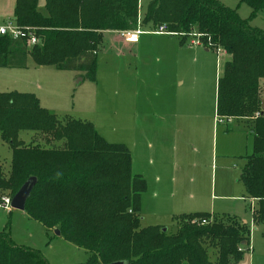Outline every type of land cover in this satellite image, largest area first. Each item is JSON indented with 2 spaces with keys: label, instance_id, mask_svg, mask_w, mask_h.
<instances>
[{
  "label": "trees",
  "instance_id": "16d2710c",
  "mask_svg": "<svg viewBox=\"0 0 264 264\" xmlns=\"http://www.w3.org/2000/svg\"><path fill=\"white\" fill-rule=\"evenodd\" d=\"M138 1L44 0L40 8L39 0H16L15 23L37 43L0 35V67L24 68L30 57L37 66L79 71L94 82L104 31L133 30L139 21L154 29L164 25L183 38L198 33L204 47H220L228 56L216 80L217 118H252V152L242 156L238 180L244 197L256 201L253 225L264 224V29L249 23L264 13V0H239L250 8L246 18L220 0H149L140 20ZM21 130L32 131L33 138L25 143ZM0 139L11 151L6 172L0 164V196H12L34 177L23 211L90 251L75 264H237L251 250L250 228L234 214L181 213L173 233L161 225L141 226L146 182L132 172L127 147L106 141L90 121L57 117L34 93L0 91ZM0 264L49 263L40 250L15 243L2 229Z\"/></svg>",
  "mask_w": 264,
  "mask_h": 264
},
{
  "label": "rangeland",
  "instance_id": "374dc122",
  "mask_svg": "<svg viewBox=\"0 0 264 264\" xmlns=\"http://www.w3.org/2000/svg\"><path fill=\"white\" fill-rule=\"evenodd\" d=\"M148 1H138L139 15H143ZM220 1L236 8L242 18L250 15V8L239 0ZM43 3L44 0H39L40 8H43ZM249 23L264 29V13L259 12ZM137 28L150 32L155 30L140 25L139 21L135 26ZM118 31H115L116 35L114 33L115 38ZM102 37L96 52L94 82L83 79L79 71L59 70L53 66L33 69V61L29 57L27 68L0 67V91L31 92L38 97L40 105L59 118L70 116L90 121L106 141L127 147L134 163L133 171H136L137 164L145 173H152L159 166L167 168L171 164L168 161L173 150L184 149L189 164L182 184L184 194L181 201H196L194 190L198 187L202 192L199 198L203 203L201 206L209 207L211 204L208 211L218 215L234 214L244 219L250 228L252 252L250 255L246 253L237 264H264V224L253 225L250 209H255L256 201L240 197L243 188L238 180L243 165L242 156L252 152L253 136L249 131L252 118L218 120L216 115V80L223 62L228 58L227 54L215 48L205 51L204 41L200 39L201 44H192L189 34L184 39L172 35L165 37L170 41L156 37L139 53L137 48L123 47L111 43L106 35ZM179 39L184 40L182 46L189 49L187 57L180 55L184 61L167 67L149 60L150 52H167L169 48H174V41L178 45ZM133 90L137 91V96ZM18 136L26 143L34 133L21 130ZM10 155L8 144L0 139V163L5 172L9 168ZM149 159L151 164L147 162ZM193 162L195 167L191 165ZM190 178L200 181L197 184L198 180L192 182ZM160 198L165 208L176 201L175 196L167 193ZM150 212L141 219V226L161 223L168 233L175 231L174 217L178 212H168L163 216L150 215ZM211 220L212 216L207 218L208 222ZM2 229L10 233L15 243L43 252L49 264L82 263L90 256L89 250L67 241L60 234L56 235V228L44 227L25 211L6 210L0 206ZM210 254L213 259L214 251L210 250Z\"/></svg>",
  "mask_w": 264,
  "mask_h": 264
},
{
  "label": "crops",
  "instance_id": "0c3cea01",
  "mask_svg": "<svg viewBox=\"0 0 264 264\" xmlns=\"http://www.w3.org/2000/svg\"><path fill=\"white\" fill-rule=\"evenodd\" d=\"M15 1L16 0H0V22L7 19V18H13V10H14ZM140 16L141 15L138 16V20H139ZM114 33H115V31H104L103 36L106 35V38L109 41H111V43L115 42L118 45H121V46L127 47V48H131V49L137 48V53H139L140 50H143L147 43H150L152 40H155L156 37L163 38L162 40H165V41H170L171 39H169V38L165 39V37H168V35L180 36V35L175 34V33H154L153 31L150 32V31L144 30L142 33L139 34L137 42H124L123 40L119 39L117 36L115 38L116 33H115V35H114ZM159 41H161V40H159ZM183 41L184 40L179 39L178 45L174 41L173 42L175 45L174 48L173 47L169 48L167 50V52H166V50L159 51L156 53L150 52L149 56H148L149 60H154L158 63V65H159V63H161L163 66H167V67H171V65L173 66V64L177 65L178 62L180 63V61H184V58H183V60L180 59V57H181L180 55H183V57H185V55H186V57H187V54L189 51V49L187 47L182 46V44H184ZM204 50L207 51L208 49L204 48ZM194 51H197V50L195 49ZM26 62H27V60H26ZM32 65H34L33 69L35 67H39V69H41V67H44V66H37L34 63H32ZM27 67H29V66L26 64V66L24 68H27ZM178 82L181 83V80H178ZM133 94L135 96H137L138 93L136 90H133ZM218 120H221V118ZM239 123H240V120H239ZM133 124H134V126H133L134 129L137 128L136 123H135V119H134ZM138 128H140V127H138ZM241 129L244 130V127H241ZM143 139H144V136H143ZM148 146L150 147V143H148ZM175 147L176 146L173 145L172 148L175 149ZM246 155H248V154H246ZM139 157L142 158V155H140ZM188 159L189 158L187 156V152L182 148H177L176 150H173V154L171 156V159H169V161H168V163L171 162V164L169 166H167V168L165 166H159V167L155 168L154 172H152V173H145V171H143V169H141L139 164L136 165V171H133L134 163H133V161H131V165L133 164L131 167L132 172L141 175L145 179V182H146V188L141 194V215H142L141 219H143L145 217V215L148 211H151L150 215H159L160 214L161 216L165 215L168 212L172 213L174 211L178 212V214L195 212V211H205V212H209L210 214H215L214 212L207 210V208L211 207V204L209 205V207L201 206L203 203H201L199 201L200 200L199 198H201L202 192H201L200 188H198V187L194 190L196 197H197L196 201H194V202H186V201L182 202L181 201V198H183L182 193L184 194V192L182 191V189H183L182 184H183V182H185L184 177H185L186 172L188 170L187 169V166L189 164ZM138 162H141V161H138ZM147 162L149 164H151L150 159ZM191 165L193 167H195L194 162L191 163ZM189 180L192 182H194L195 180H198L197 184L200 181L199 179H196V178H193V179L190 178ZM166 193L168 195L170 194V196L176 197V201L174 203H172L169 206V208L164 207V201L162 200V198H160V196H165ZM191 196L192 195L189 194L190 198H192ZM213 196L215 197L216 195H213ZM240 197L244 198L246 200L248 199V200L254 201L253 199L244 197V190H243L242 194L240 195ZM145 203L147 204V210L146 211H145ZM148 203H150V206ZM186 208H189V209H186ZM183 210H188V212H184ZM18 211H21V210H18ZM21 212H24V211H21ZM179 212H181V213H179ZM241 220L243 222H245L244 219H241ZM155 222H161V221H155ZM155 225H161V223H155ZM23 245H25V244H23ZM251 252H252V247H251V250L249 251V253H247V254L250 255ZM42 254H43V252H42ZM44 257L47 259V257L45 255H44ZM251 258H250V261H251Z\"/></svg>",
  "mask_w": 264,
  "mask_h": 264
},
{
  "label": "built area",
  "instance_id": "2783aa9c",
  "mask_svg": "<svg viewBox=\"0 0 264 264\" xmlns=\"http://www.w3.org/2000/svg\"><path fill=\"white\" fill-rule=\"evenodd\" d=\"M142 32L143 31L140 30L139 28L133 30H119L117 32V35L119 39L125 42H137L139 34ZM153 32L170 33L166 30V27L164 25H159ZM0 35H9L13 39L24 38L28 46L37 43V38L35 37V35L29 29L19 27L15 23L14 18H7L0 22ZM189 36L191 37L190 43L201 44L200 35L198 33H190ZM215 49L216 51H218L219 49L222 50L220 47H216ZM10 199L11 196H7V195L0 196V202H1L0 206L6 210L11 209ZM205 222H206L205 219H201L199 221V223L201 224H204Z\"/></svg>",
  "mask_w": 264,
  "mask_h": 264
},
{
  "label": "water",
  "instance_id": "95a60500",
  "mask_svg": "<svg viewBox=\"0 0 264 264\" xmlns=\"http://www.w3.org/2000/svg\"><path fill=\"white\" fill-rule=\"evenodd\" d=\"M261 106H264V99L261 100ZM34 181L35 178L30 177L16 190V192L11 196L10 199L11 208L21 211L24 210L25 200L27 199L31 191ZM162 229L165 230V228ZM54 233L58 235L59 231L57 229H54ZM107 264H126V263L124 261H115Z\"/></svg>",
  "mask_w": 264,
  "mask_h": 264
}]
</instances>
